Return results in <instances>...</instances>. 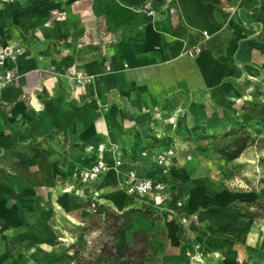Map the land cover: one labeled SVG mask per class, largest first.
<instances>
[{"label": "crops", "instance_id": "0c3cea01", "mask_svg": "<svg viewBox=\"0 0 264 264\" xmlns=\"http://www.w3.org/2000/svg\"><path fill=\"white\" fill-rule=\"evenodd\" d=\"M0 39L23 50L0 91V247L52 245L58 180L89 166L102 142L106 160L112 151L123 171L158 176L165 189L130 195L109 172L87 193L117 209L164 196L156 211L179 202L197 214L176 246L171 224L149 242L160 240L163 262L196 243L203 264H264V204L195 172L218 133L264 131V0H0ZM170 147L161 174L153 156Z\"/></svg>", "mask_w": 264, "mask_h": 264}, {"label": "rangeland", "instance_id": "374dc122", "mask_svg": "<svg viewBox=\"0 0 264 264\" xmlns=\"http://www.w3.org/2000/svg\"><path fill=\"white\" fill-rule=\"evenodd\" d=\"M2 1V0H1ZM237 131L241 132L240 126ZM250 140L245 149H243L236 158H229L227 145L230 140L239 133L225 135L218 133L213 136L210 143H207L201 152L196 155L201 157V164L197 172L214 180L228 191L247 192L252 198L256 197L258 204H264V131L257 132V135L251 131ZM193 153L190 150L182 151L181 155ZM189 162V161H188ZM67 180H58V189L61 193L62 206L58 209L57 228L52 245L34 246L30 240L24 243L10 240L7 245L0 247V264H73L76 250L72 246H84L86 251L84 255L94 259L98 264H103L105 256L100 255V240L108 238L107 232H104L103 221L106 217L94 215L92 206L86 208V203L95 201L97 204L107 206L109 210L116 214L129 212V221L123 224L122 230L118 231L113 237L116 248L131 241L132 231L136 229H145L149 235V242L153 239H164V229L168 224L177 227L175 231V240L171 245L176 246L178 241L183 239V225L180 222L182 214L178 207L167 208L165 211H156L165 201L161 196V201L153 208L128 207L126 209H117L105 201L106 197L94 196L86 192L87 185L79 183L76 170L72 171ZM71 195L65 196V195ZM89 194V195H88ZM106 196V195H105ZM163 208V207H161ZM126 219V217H125ZM110 238V237H109ZM156 241L157 247L147 252L146 264H203L196 263L187 255L181 260L173 258L171 263L163 262L159 254L161 253V242ZM163 241V240H162ZM196 243H191V249ZM84 256V257H85ZM121 261V260H120ZM111 264V263H110Z\"/></svg>", "mask_w": 264, "mask_h": 264}, {"label": "built area", "instance_id": "2783aa9c", "mask_svg": "<svg viewBox=\"0 0 264 264\" xmlns=\"http://www.w3.org/2000/svg\"><path fill=\"white\" fill-rule=\"evenodd\" d=\"M151 14V11L148 12ZM203 37H207V31L202 32ZM200 50V46L194 45L187 50L189 55H194ZM23 50L18 45L7 43L0 39V91L7 86L11 85L17 75L14 70V65L22 57ZM90 77L86 76L84 72L77 71L74 73V79L78 84H85ZM106 147L102 142L97 143L94 150V158L92 163L84 168L76 170L77 180L83 185H88L97 181L101 176L109 172H115L118 175H122V179L118 186L124 190L127 194L137 195L141 197L159 195L165 189V183L163 180L156 176H139L138 173L132 169H122L123 162L119 156H115L111 151V161L106 160L105 153ZM173 148H167L162 150L153 156L155 165L159 168L161 174H167L169 167L174 158ZM190 158V157H188ZM98 192H94L96 196ZM93 201L92 206H94ZM180 222L183 226L187 225L189 221H196L197 214H181ZM201 245L195 244L192 249L187 251V255L191 257L196 263H202L204 261V253L201 251Z\"/></svg>", "mask_w": 264, "mask_h": 264}, {"label": "trees", "instance_id": "16d2710c", "mask_svg": "<svg viewBox=\"0 0 264 264\" xmlns=\"http://www.w3.org/2000/svg\"><path fill=\"white\" fill-rule=\"evenodd\" d=\"M234 133H239V131H229L225 135H232ZM248 140H250V137L245 133L230 140V143L227 145L228 157L236 158L246 148L249 143ZM92 203L93 201L87 202L86 208L92 206ZM92 207H95L92 208L94 215L106 217L103 221V228L104 232H107L108 238L100 240L101 247L99 250L100 255L105 256L103 264H146V254L152 248L147 231L145 229L133 230L131 241L116 248L113 237L118 231L122 230L123 224L129 221V212L116 214L109 210L107 206L97 203H94ZM71 248L76 250L73 264H98L94 259H90L84 255L86 247L72 246Z\"/></svg>", "mask_w": 264, "mask_h": 264}, {"label": "bare ground", "instance_id": "6f19581e", "mask_svg": "<svg viewBox=\"0 0 264 264\" xmlns=\"http://www.w3.org/2000/svg\"><path fill=\"white\" fill-rule=\"evenodd\" d=\"M204 248V247H203ZM207 256V255H206Z\"/></svg>", "mask_w": 264, "mask_h": 264}]
</instances>
